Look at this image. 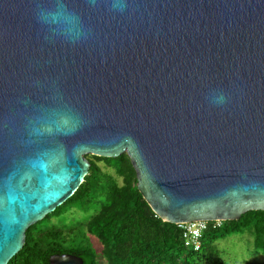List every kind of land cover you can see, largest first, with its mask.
I'll list each match as a JSON object with an SVG mask.
<instances>
[{
	"label": "water",
	"instance_id": "obj_1",
	"mask_svg": "<svg viewBox=\"0 0 264 264\" xmlns=\"http://www.w3.org/2000/svg\"><path fill=\"white\" fill-rule=\"evenodd\" d=\"M122 153L164 221L264 210V0H0V264Z\"/></svg>",
	"mask_w": 264,
	"mask_h": 264
},
{
	"label": "trees",
	"instance_id": "obj_2",
	"mask_svg": "<svg viewBox=\"0 0 264 264\" xmlns=\"http://www.w3.org/2000/svg\"><path fill=\"white\" fill-rule=\"evenodd\" d=\"M88 173L77 190L54 211L29 226L22 248L7 264H50L55 253L80 256L83 264H228L215 241L248 232L255 249L264 253V210H249L237 220L222 221L203 231L200 248L183 243L182 230L158 217L137 188L127 153L117 157L87 154ZM94 207L95 214L73 231L43 222L59 217L72 203ZM254 264V263H249Z\"/></svg>",
	"mask_w": 264,
	"mask_h": 264
},
{
	"label": "rangeland",
	"instance_id": "obj_3",
	"mask_svg": "<svg viewBox=\"0 0 264 264\" xmlns=\"http://www.w3.org/2000/svg\"><path fill=\"white\" fill-rule=\"evenodd\" d=\"M95 212L94 207L75 202L63 208L59 217H52L50 221L43 222L42 227L57 225L70 232L80 224L86 223ZM214 244L228 264H264V253L254 248L252 236L248 232L229 234L217 239Z\"/></svg>",
	"mask_w": 264,
	"mask_h": 264
},
{
	"label": "built area",
	"instance_id": "obj_4",
	"mask_svg": "<svg viewBox=\"0 0 264 264\" xmlns=\"http://www.w3.org/2000/svg\"><path fill=\"white\" fill-rule=\"evenodd\" d=\"M209 222H213L212 226H219L222 221H194L177 224L182 230L183 243L187 247H191L193 250L200 248V239L203 231H205Z\"/></svg>",
	"mask_w": 264,
	"mask_h": 264
},
{
	"label": "clouds",
	"instance_id": "obj_5",
	"mask_svg": "<svg viewBox=\"0 0 264 264\" xmlns=\"http://www.w3.org/2000/svg\"><path fill=\"white\" fill-rule=\"evenodd\" d=\"M224 100H225V97H224L222 94H220V95H216V96H213V97H212V101H213V103H217V104H219V103H223Z\"/></svg>",
	"mask_w": 264,
	"mask_h": 264
}]
</instances>
